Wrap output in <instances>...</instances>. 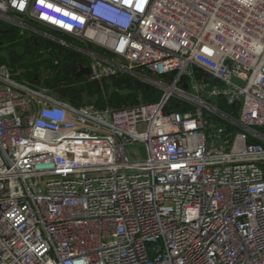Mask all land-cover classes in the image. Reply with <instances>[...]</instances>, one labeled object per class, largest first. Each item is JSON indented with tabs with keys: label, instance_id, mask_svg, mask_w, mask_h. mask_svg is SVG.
<instances>
[{
	"label": "built area",
	"instance_id": "1",
	"mask_svg": "<svg viewBox=\"0 0 264 264\" xmlns=\"http://www.w3.org/2000/svg\"><path fill=\"white\" fill-rule=\"evenodd\" d=\"M0 24V57L56 54L35 82L0 64V264H264V0H0ZM68 56L103 105L45 85ZM114 79L162 96L118 107Z\"/></svg>",
	"mask_w": 264,
	"mask_h": 264
},
{
	"label": "trees",
	"instance_id": "2",
	"mask_svg": "<svg viewBox=\"0 0 264 264\" xmlns=\"http://www.w3.org/2000/svg\"><path fill=\"white\" fill-rule=\"evenodd\" d=\"M0 30L4 38L17 39L19 37L16 32H9L10 30L8 29V26H6L5 24H0ZM18 46L24 47L25 51L27 52V55H25L24 57H20L17 52V49H13L11 52V60L12 62H15L19 65V61H21L23 58L28 59L29 60L28 62L34 68V73L30 75L29 81L35 82L37 80L36 76L39 73V66L41 64L51 63L50 59L41 61L44 58L43 53L49 52V50L52 49V51L49 54L51 56H55L56 55L54 50L55 48H53V45L51 44L36 45L31 40H22L21 42H19ZM67 59L72 62L70 63V65L66 66V72H67L66 76L65 77L55 76L52 79L47 80L45 85L60 87L63 80H65L66 81L65 85L67 86V88L66 87L62 89L60 88L59 90L62 99L67 100L74 105H82L84 93H88L91 96L97 94L100 95V99H101L99 104L103 105L105 103V98L102 94L103 92L101 89L102 88L101 85L99 83H94V82L87 83L85 85H78V84L75 85L74 74L76 71V64L79 61V59L71 58L69 56L67 57ZM2 63H6V61L4 58L0 57V64ZM17 66H13L15 72L19 71V68H17ZM122 82L123 80L121 79H114L115 87H117L118 89H122ZM129 86L135 92H140L143 95L144 102H155L158 101L162 96L161 92L154 91L150 87L144 85H136L134 83H129ZM106 91L107 92L109 91L108 86H106ZM115 95L116 94L114 93L112 96H109L108 99L110 103L114 104V102L111 101V98Z\"/></svg>",
	"mask_w": 264,
	"mask_h": 264
},
{
	"label": "water",
	"instance_id": "3",
	"mask_svg": "<svg viewBox=\"0 0 264 264\" xmlns=\"http://www.w3.org/2000/svg\"><path fill=\"white\" fill-rule=\"evenodd\" d=\"M27 16H28V14H27ZM17 52L20 55H23L25 53V48L24 47L18 48ZM2 57L7 60V63L9 65H12V60H11V57L9 56V54L3 53ZM61 62H62V67L59 69L58 74L64 73L65 67L70 65V63L65 61L63 58H61ZM79 68H80V70L76 74V80H78L82 75H90L91 74L90 68H84L81 65H79ZM107 84L109 85V93H108L109 96H112L114 93H118L121 96H128V95L133 94V91H131V90H119L117 87H115L114 83L111 80H108ZM99 99H100V95L90 96L88 94H84L83 95V104L84 105H89V104L97 105ZM220 144L222 145L223 142H221Z\"/></svg>",
	"mask_w": 264,
	"mask_h": 264
},
{
	"label": "rangeland",
	"instance_id": "4",
	"mask_svg": "<svg viewBox=\"0 0 264 264\" xmlns=\"http://www.w3.org/2000/svg\"><path fill=\"white\" fill-rule=\"evenodd\" d=\"M34 25H37L33 23ZM134 92V91H133ZM111 98V101L114 102L116 106H127L133 105L139 100V92H135L134 94L128 96H121L118 93ZM118 95V96H117ZM129 153L134 159H145L147 157V149L146 145L143 143L137 142L129 147Z\"/></svg>",
	"mask_w": 264,
	"mask_h": 264
},
{
	"label": "crops",
	"instance_id": "5",
	"mask_svg": "<svg viewBox=\"0 0 264 264\" xmlns=\"http://www.w3.org/2000/svg\"><path fill=\"white\" fill-rule=\"evenodd\" d=\"M11 52H10V54H11ZM25 55H27L26 51H25V53L23 55L19 54L20 57H24ZM48 59H49L48 57H45V60H48ZM5 61L7 62L6 59H5ZM28 61L29 60L26 59V58H23L21 61H19V67H18L19 68V73H20L19 80H23L24 79V80H28L29 81L30 75H32L34 73V68L30 65V63ZM39 72H40V70H39ZM83 79H81V80H83Z\"/></svg>",
	"mask_w": 264,
	"mask_h": 264
},
{
	"label": "snow or ice",
	"instance_id": "6",
	"mask_svg": "<svg viewBox=\"0 0 264 264\" xmlns=\"http://www.w3.org/2000/svg\"><path fill=\"white\" fill-rule=\"evenodd\" d=\"M41 3H43V0H41ZM49 7H51V5H48ZM58 10V9H57Z\"/></svg>",
	"mask_w": 264,
	"mask_h": 264
}]
</instances>
